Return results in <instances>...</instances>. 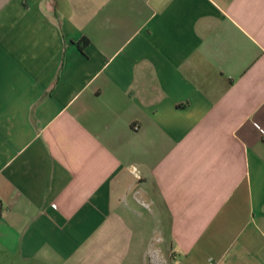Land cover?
<instances>
[{"label": "crops", "instance_id": "1", "mask_svg": "<svg viewBox=\"0 0 264 264\" xmlns=\"http://www.w3.org/2000/svg\"><path fill=\"white\" fill-rule=\"evenodd\" d=\"M259 127L264 0H0V264H264Z\"/></svg>", "mask_w": 264, "mask_h": 264}, {"label": "rangeland", "instance_id": "2", "mask_svg": "<svg viewBox=\"0 0 264 264\" xmlns=\"http://www.w3.org/2000/svg\"><path fill=\"white\" fill-rule=\"evenodd\" d=\"M150 231L153 232V228H150ZM136 264H155V260L149 259V258H144V259H138Z\"/></svg>", "mask_w": 264, "mask_h": 264}, {"label": "trees", "instance_id": "3", "mask_svg": "<svg viewBox=\"0 0 264 264\" xmlns=\"http://www.w3.org/2000/svg\"><path fill=\"white\" fill-rule=\"evenodd\" d=\"M89 43V39L88 38H84L83 40H82V42H81V44H82V48H83V46H85V45H87Z\"/></svg>", "mask_w": 264, "mask_h": 264}, {"label": "built area", "instance_id": "4", "mask_svg": "<svg viewBox=\"0 0 264 264\" xmlns=\"http://www.w3.org/2000/svg\"><path fill=\"white\" fill-rule=\"evenodd\" d=\"M260 131L264 134V129L259 127Z\"/></svg>", "mask_w": 264, "mask_h": 264}]
</instances>
